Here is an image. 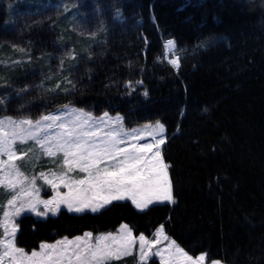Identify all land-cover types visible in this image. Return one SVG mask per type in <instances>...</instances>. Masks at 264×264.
<instances>
[{"label": "trees", "instance_id": "16d2710c", "mask_svg": "<svg viewBox=\"0 0 264 264\" xmlns=\"http://www.w3.org/2000/svg\"><path fill=\"white\" fill-rule=\"evenodd\" d=\"M101 1L119 21L109 17L106 39L35 101L27 82L68 45L67 14L45 20L43 11L58 0H0V113L22 102V109L72 105L121 115L129 129L161 121L175 203L140 211L116 201L98 212L62 210L46 219L26 214L17 245L33 251L124 223L135 235L152 236L163 225L192 256L264 264V0ZM18 7L25 19H17ZM169 40L178 70L164 55ZM12 81L25 88L22 99L5 83ZM111 264L161 263L133 254Z\"/></svg>", "mask_w": 264, "mask_h": 264}, {"label": "snow or ice", "instance_id": "6c2138e0", "mask_svg": "<svg viewBox=\"0 0 264 264\" xmlns=\"http://www.w3.org/2000/svg\"><path fill=\"white\" fill-rule=\"evenodd\" d=\"M175 47L174 41H167L165 57L173 52ZM179 59V57L170 59L168 63L178 70ZM73 114L75 120L70 124H59L65 131L59 134L53 146H48L47 140L37 139L35 133L30 132L25 136L22 125L38 128L42 121L55 122L60 120V117L46 116L36 122L28 119L17 122L11 118L0 120V188L11 194L7 205L0 206L4 208L0 216L2 229L0 235L4 237L0 238V264H4L6 259L8 264H111L122 256L132 254L134 238L127 225L121 226L120 235L101 234L95 237V243L92 242V233H85L84 236L72 240L65 237L53 244L42 243L39 251L33 250L28 254L15 243L19 229L17 220L24 213L47 217L49 213L58 214L61 205H65L69 212L82 213L85 210L97 212L113 201L126 199L131 200L138 209L147 208L154 200L175 203L168 176L169 165L164 162L160 151V145L165 143V140L164 126L159 121L156 122L153 131L148 133L153 136L154 144L132 143L130 149H126L121 147L125 143V137L137 139L140 132L150 126H145L143 130H132L130 133L123 132V129L109 132L107 138L98 143L96 134L90 130L91 114L83 113L82 110H73ZM104 115L107 117L108 114ZM154 133L161 138L156 139ZM26 139L36 140L44 148V154L50 157L62 152L63 163L68 165L66 173L57 176L53 172L51 179L40 173L45 183L56 192L51 200L39 198L37 178L33 176L29 181L17 164L23 157L17 155L14 145L17 141L23 144ZM5 156L7 159H3ZM106 161L111 163H105ZM75 168L87 173L86 177L81 180L71 179L67 173H71ZM61 185L67 188L68 192L61 193L59 191ZM39 205H43V211L39 210ZM157 235L168 239L163 234V226L158 229ZM139 240L143 261L146 259L144 252L146 242L143 235ZM166 251L168 252L166 257L162 255V251L155 253L161 257V264H204L206 259L204 254L193 259L178 247L175 241H171ZM212 264L220 262L213 261Z\"/></svg>", "mask_w": 264, "mask_h": 264}, {"label": "rangeland", "instance_id": "374dc122", "mask_svg": "<svg viewBox=\"0 0 264 264\" xmlns=\"http://www.w3.org/2000/svg\"><path fill=\"white\" fill-rule=\"evenodd\" d=\"M25 11H26L25 8L19 9L18 7L17 11L15 9V15L17 19H25L26 13H27ZM106 11H107L106 9H103V4L101 0H58L57 3H52L51 7L49 8V11L48 9L46 11H43V13H45V16H44L45 20H50L51 18H53V14H55V12H56L55 15H57V13L67 14L65 15V17H67L66 26H68L69 28L68 31H72V32H70L68 35V41H69L68 45L61 47V48L59 47L58 51L57 50L53 51L51 54V61L49 62V65L43 66L42 70L39 71L38 74H36L34 77L29 78V82H27V85H26L28 89L26 90L31 93V97L35 101H38L39 99H41L39 98V96L41 97V96L47 95L51 89L57 86L58 82L55 81V79H59V77L64 75L66 72H68V70L72 67V65L76 63L77 58L82 57L84 53H86V50L87 52H91L92 48L95 45L102 43L106 39V37L108 36L107 23H108L109 17H111V14H108V12ZM30 15H33V14H30ZM111 18L114 21H119V19L114 15ZM176 57H179V56L176 53V47H175L173 52H170L167 54L166 59L170 60ZM83 59L84 58H81L80 60H83ZM5 83L9 87H11V89L17 94L18 98L20 99L23 98L24 95L20 94L21 91L25 90V88H23V85L18 84L15 81L5 82ZM6 98L9 100V96H7ZM22 106H24V104H22V102H18L17 104L14 105V108H12L13 110L16 109L14 112L11 111L8 114L0 113V120L11 118L13 121H17V122L23 121L25 119L36 122V121H41V118L46 117V116L61 118L60 120H57L55 122L51 120L42 121V123L40 124L38 128H33L29 125H22L23 129L25 130L24 132L25 136H27V134L30 132L35 133L37 136V139L47 140L48 146L55 145L56 138L59 137V134L61 132L65 131V129H61L59 127L60 123L70 124L73 120H75V114H73V110H82L83 113L91 114L92 121H90V124H91L90 130L96 134L98 143L100 142V140L106 139L107 133L109 132L120 131L121 129H123V132L130 133L132 132V130H143L145 129V126H150V127H148L144 131H141L139 138L137 139H133L132 137H125L124 138L125 143L122 144L121 147L130 149V145L132 143H139V144H143V143L154 144L155 143L153 136L149 135L148 133L153 131L157 121L142 125L137 128L129 129L124 126L123 117L121 115H111L108 113H107L108 114L107 117H105L104 115L105 113L101 115H94L92 112L88 110H84L82 108L72 106V105H67V107L64 106V107H61L55 110H50V109L48 110L47 106H43V107L38 106L36 108L32 107V108H26V109L20 108ZM19 108L22 110H20ZM159 122L160 124L164 126L163 139L166 142L167 140L166 127L161 121ZM155 137L156 139L161 138L160 135L158 134H155ZM163 146H164V143L160 145V151H161L162 158H163ZM14 147L17 151V155L23 157L22 159L17 161L20 171L26 177H28L29 181L32 179L33 176L37 178L36 187L40 189L39 198L41 200H51L56 195V192L53 190V188L50 185L45 183L44 179L40 177V173H44L50 179L53 178L52 177L53 172L56 173L57 176H59L61 173H66L68 165H65L63 163V153L58 152L55 157H50L48 155H45L44 148H42L41 145L37 143L36 140H33V139H26L25 143L23 144L17 141ZM53 150L55 151V148H53ZM153 151H155V148L153 149ZM3 159H7V156L3 157ZM105 163H111V162L106 161ZM103 166L104 165H101V167ZM67 175L71 177V179L73 180H81L86 177L87 173L80 172L78 168H75L71 173H67ZM168 176L171 182L169 168H168ZM27 186L28 184L26 183L25 187ZM59 191L61 193H66L68 192V189L63 187V185H61L59 188ZM10 195L11 194L8 191L0 188V206L7 205V200L10 198ZM172 195H173V190H172ZM173 198H174V195H173ZM26 199L28 198L26 197ZM123 201H129L130 203H132L131 200H128V199L123 200ZM113 202H116V201H113ZM164 203H170V202L154 200L153 203L149 204L147 208L155 204H164ZM132 205L136 209H138L133 203ZM107 206H105L104 208H106ZM38 207H39V210L43 211V205H39ZM147 208L138 209V210L143 211V210H146ZM3 210L4 208L0 207V216H2ZM62 210H67V207L65 205H61L59 213ZM84 212H92V211L85 210ZM73 213H76V212H73ZM26 214L33 215L34 217L39 218V219H46L49 216L58 215V214L52 215L51 213H49L47 217H38L35 214L24 213L21 215V217ZM77 214H81V213H77ZM21 217H19L17 220V223L19 225V229H18L16 238H15V243L17 247H19L17 245L16 240H17V236L20 231L19 219ZM122 225H127L129 229H131L132 237L134 238V243L131 249V253H132L131 255L136 254L138 256L139 261L147 262L151 258H156L161 263V257L157 256L155 253L162 251V255H164L165 257L168 255V252L166 250L168 249V246L171 243V241H174V240L171 239L165 233L164 227H163V234L164 236H167L168 239H164L163 236L157 235L158 229H160L161 226L153 233L152 236H146L143 234L135 235L132 228L128 224L124 223ZM122 225H120L115 231L104 232V233H99V234H94L92 232H86V233H92V236H93L92 242L95 243V237L100 236L101 234L112 233L113 235H120V229ZM0 233H2V229H0ZM84 234L74 236V237H67V238L69 240H72L76 237H82L84 236ZM141 235L144 236L145 242H146L145 249H144V252L146 254V259L143 261L141 260V249H140V240H139V237ZM0 238H4V237L0 235ZM64 238L65 237L60 238L56 241L62 240ZM56 241L43 242V243L53 244ZM175 244L178 247L182 248L176 242ZM39 250L40 248L36 249V251H39ZM25 252L28 254H31L32 251L25 250ZM200 255L198 256L190 255V256H192L193 259H195L199 257ZM127 256H130V255H127ZM123 257L125 256H122L121 258ZM205 257L206 259L204 261V264H212L213 261H219L220 264H226L222 262L221 260L209 261L206 255ZM4 264H8L7 259L5 260Z\"/></svg>", "mask_w": 264, "mask_h": 264}, {"label": "bare ground", "instance_id": "6f19581e", "mask_svg": "<svg viewBox=\"0 0 264 264\" xmlns=\"http://www.w3.org/2000/svg\"><path fill=\"white\" fill-rule=\"evenodd\" d=\"M105 27V26H104ZM187 27V26H186ZM189 27V26H188ZM191 28H193L192 26H191Z\"/></svg>", "mask_w": 264, "mask_h": 264}]
</instances>
